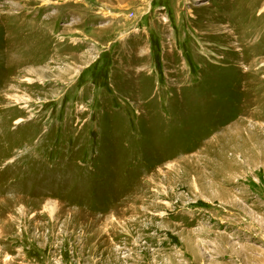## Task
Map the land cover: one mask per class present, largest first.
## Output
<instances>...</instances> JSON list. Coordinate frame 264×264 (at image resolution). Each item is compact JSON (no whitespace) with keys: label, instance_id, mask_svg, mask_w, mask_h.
I'll list each match as a JSON object with an SVG mask.
<instances>
[{"label":"rangeland","instance_id":"374dc122","mask_svg":"<svg viewBox=\"0 0 264 264\" xmlns=\"http://www.w3.org/2000/svg\"><path fill=\"white\" fill-rule=\"evenodd\" d=\"M0 264H264V0H0Z\"/></svg>","mask_w":264,"mask_h":264}]
</instances>
